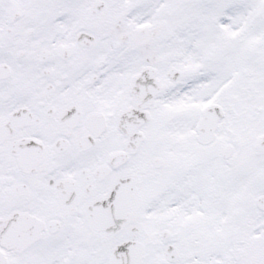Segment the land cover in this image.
<instances>
[{
	"label": "snow or ice",
	"instance_id": "obj_1",
	"mask_svg": "<svg viewBox=\"0 0 264 264\" xmlns=\"http://www.w3.org/2000/svg\"><path fill=\"white\" fill-rule=\"evenodd\" d=\"M0 264H264V0H0Z\"/></svg>",
	"mask_w": 264,
	"mask_h": 264
}]
</instances>
